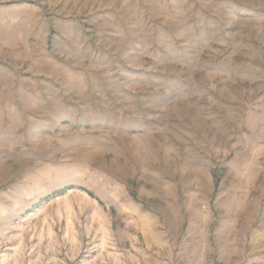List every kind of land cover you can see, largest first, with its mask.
<instances>
[{
  "label": "rangeland",
  "instance_id": "1",
  "mask_svg": "<svg viewBox=\"0 0 264 264\" xmlns=\"http://www.w3.org/2000/svg\"><path fill=\"white\" fill-rule=\"evenodd\" d=\"M0 264H264V0H0Z\"/></svg>",
  "mask_w": 264,
  "mask_h": 264
}]
</instances>
